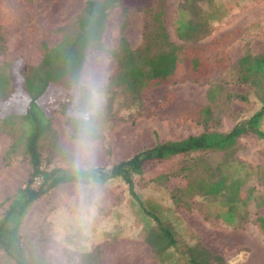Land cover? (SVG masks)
Instances as JSON below:
<instances>
[{
    "label": "rangeland",
    "instance_id": "obj_1",
    "mask_svg": "<svg viewBox=\"0 0 264 264\" xmlns=\"http://www.w3.org/2000/svg\"><path fill=\"white\" fill-rule=\"evenodd\" d=\"M40 1L0 0V67H3L10 87L15 88L18 75L26 73L29 67L40 61L42 42L52 47L62 36L74 39L79 34L74 18L84 0H49L36 7ZM155 4L152 0L151 6ZM180 10H183V17L190 18L195 24V40L176 38L174 21ZM152 14L144 13L134 4L126 6V9L113 8L106 17L99 44L105 50H114L121 35L132 50L142 44L144 37L148 38L151 50L158 48V38L153 39L158 30L151 19ZM160 19L173 44L179 48L195 49L197 56L212 63L213 71L205 76H193L179 66L175 83L143 90L140 104L144 109L138 116V102L134 97L124 87L108 84V76L116 71L114 59L103 51L87 52L78 76L86 65L91 67L102 82L104 95L93 165L118 161L157 140L180 139L203 130L226 131L260 105L259 93L253 87L238 82L236 61L245 52L264 55V0H163ZM74 82L60 81L40 98L39 103L47 107L50 104L57 106L59 101L72 102ZM18 100L20 105L24 104V100L18 97L11 104L8 101L3 103L1 98L0 115L17 112ZM70 106L63 112L58 108L51 113L53 135L47 134L41 141L43 155L49 160V165L70 166L71 136L65 123ZM198 106L210 109L211 119L205 126L196 120ZM11 142V138L0 129V201L4 205L9 202L5 198L10 197L22 182L23 168H26L18 145L9 150L7 159H2ZM234 157L247 166L262 165L264 141L252 135L242 136ZM218 160L219 154L211 152L179 154L150 163L141 175L132 176L133 195L130 196L134 197L136 205L149 210L151 216L155 215L152 219L155 224L157 221L167 226L175 241L174 246L156 254L158 264H190L188 249L191 247L195 248L194 252L205 250L210 262L212 256H217L225 264H264V241L254 223L256 217L264 215L263 174L251 176L241 187L252 199L234 225H239V229L246 225L245 229L236 230V227H227L219 220L205 216L202 209L205 199L181 191L186 182V172L180 171L182 165L198 163L194 170L198 175L202 174L203 161L215 164ZM172 195L178 197L176 202ZM23 233L22 243L29 264H47L48 261L50 264H63L54 248H42V257L31 251L34 249L31 225H24ZM43 243L49 242L44 240ZM47 252L51 253L49 260ZM73 254L67 253L66 256L72 258ZM97 256L96 250L90 255L93 264H97ZM0 264H11L1 252Z\"/></svg>",
    "mask_w": 264,
    "mask_h": 264
},
{
    "label": "trees",
    "instance_id": "obj_2",
    "mask_svg": "<svg viewBox=\"0 0 264 264\" xmlns=\"http://www.w3.org/2000/svg\"><path fill=\"white\" fill-rule=\"evenodd\" d=\"M84 0L80 12L75 16L79 34L70 39L62 36L56 45L47 47L41 43L42 55L40 61L28 68L27 72L18 75V84L10 87V81L0 67V99L3 103L15 102V98L24 100L18 111L0 115V129L12 142L6 150L3 160L9 152L16 148L22 154L23 160L29 164V170L24 183L10 197L5 198L8 204L0 201V252L11 264H29L22 243V221L32 204L43 197L50 189L63 184L76 182L70 166L49 165L43 155L41 141L47 134L53 135L51 129V113L58 108L62 112L71 101H59L56 105L44 106L39 103L41 97L60 81H76L78 71L85 62V55L91 50L103 51L115 61L116 71L108 76L109 83L120 85L138 102L136 114L142 115L144 105H141L143 90L166 87L177 81V69L180 66L193 76H205L213 71L212 63L202 60L193 48H179L173 44L161 23L163 0ZM41 0L36 7L42 5ZM137 5L144 13H153L152 21L156 24L158 33V48L150 49L148 38L144 37L142 44L132 50L126 46L123 37L118 38L119 45L114 50H105L99 44L100 34L104 30L105 20L109 12L115 8L126 9L128 5ZM34 6V7H35ZM183 10L177 14L174 21V34L179 40H195L196 26L190 18L183 17ZM237 79L241 84L249 85L259 94V106L246 118L232 125L226 131L203 130L198 134L187 135L180 139L157 140L149 147L142 148L115 162L93 165L88 173L83 174L86 182L104 184L107 181L121 182L127 186L133 195V175H141L144 168L155 162L170 159L179 154L211 152L219 154L215 164L202 162V174L195 175L196 166L182 165L186 182L181 191L189 195H200L205 199L202 207L205 216L231 227L243 216L245 207L252 199L241 187L249 178L258 173L264 175V163L251 167L235 159L239 139L242 136H254L264 141V55H251L245 52L236 61ZM245 99L244 97H240ZM211 119L208 106H198L196 120L205 126ZM68 129L72 122L65 117ZM98 138V131L96 139ZM10 150V151H9ZM39 180L38 183H34ZM118 180V181H116ZM264 185V179L262 180ZM174 197V202L178 197ZM4 200V201H5ZM155 215L151 216L152 219ZM154 223V220H152ZM254 223L262 234L264 241V217H256ZM157 224V225H156ZM151 225L145 235V242L150 246L152 255L160 254L174 246V238L160 222ZM148 231L150 232L147 235ZM194 247L188 249L190 264H225L221 257L212 256L200 249L194 252ZM31 251L36 253L35 249ZM38 256V255H36ZM158 264V260H157Z\"/></svg>",
    "mask_w": 264,
    "mask_h": 264
},
{
    "label": "crops",
    "instance_id": "obj_3",
    "mask_svg": "<svg viewBox=\"0 0 264 264\" xmlns=\"http://www.w3.org/2000/svg\"><path fill=\"white\" fill-rule=\"evenodd\" d=\"M23 163L25 175L17 188L24 183L29 170L28 162L24 160ZM93 184L99 189L100 198L86 235L72 222L74 183H69L50 189L32 204L22 221V238L24 225H31L36 254L42 257V248H54L63 264H93L89 257L95 250L97 264H157L144 240L147 229L154 225L151 212L136 205L127 186L121 182L109 180ZM242 227L245 229L246 225ZM234 229L240 230L237 226ZM44 240L49 243L45 245ZM67 253L74 254L68 258ZM46 254L49 260L51 253Z\"/></svg>",
    "mask_w": 264,
    "mask_h": 264
},
{
    "label": "clouds",
    "instance_id": "obj_4",
    "mask_svg": "<svg viewBox=\"0 0 264 264\" xmlns=\"http://www.w3.org/2000/svg\"><path fill=\"white\" fill-rule=\"evenodd\" d=\"M103 103L102 82L96 72L86 65L73 84L72 102L67 114L72 122L69 130L70 167L76 177L72 222L85 235L95 216L100 192L96 185L86 182L83 174L91 170L95 161L98 147L96 136Z\"/></svg>",
    "mask_w": 264,
    "mask_h": 264
}]
</instances>
